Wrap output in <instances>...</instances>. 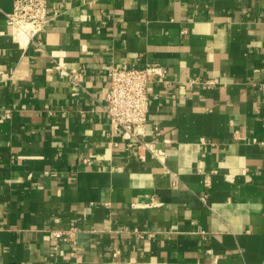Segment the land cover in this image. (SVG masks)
<instances>
[{"label":"crops","instance_id":"obj_1","mask_svg":"<svg viewBox=\"0 0 264 264\" xmlns=\"http://www.w3.org/2000/svg\"><path fill=\"white\" fill-rule=\"evenodd\" d=\"M12 9L0 0V264H264V0H49L41 49L13 38ZM153 64L145 138L163 160L105 110L111 66ZM70 227L76 254L53 234Z\"/></svg>","mask_w":264,"mask_h":264},{"label":"built area","instance_id":"obj_2","mask_svg":"<svg viewBox=\"0 0 264 264\" xmlns=\"http://www.w3.org/2000/svg\"><path fill=\"white\" fill-rule=\"evenodd\" d=\"M51 20L49 0H13V9L7 14V22L16 42L23 46V40L26 39V43L33 42L40 49L43 47L40 34L45 31ZM53 69L75 83L79 80V74H72L56 60ZM108 76L109 89L106 93L105 110L112 132L118 134L129 146L144 147L153 157L163 160L167 156L166 153L154 147L153 142L147 141L145 136L151 104L148 86L152 82L165 79V67L161 64L144 67L111 66ZM194 84L211 88L215 80L211 78ZM53 234L64 241H70L72 253H77L79 249L77 227H70L64 231L55 230ZM114 254L118 255L119 251L115 250Z\"/></svg>","mask_w":264,"mask_h":264},{"label":"bare ground","instance_id":"obj_3","mask_svg":"<svg viewBox=\"0 0 264 264\" xmlns=\"http://www.w3.org/2000/svg\"><path fill=\"white\" fill-rule=\"evenodd\" d=\"M23 43H26V39L23 40ZM24 45V44H23Z\"/></svg>","mask_w":264,"mask_h":264}]
</instances>
